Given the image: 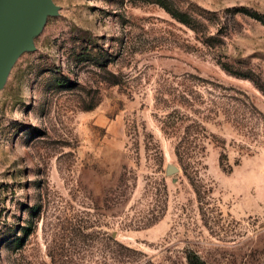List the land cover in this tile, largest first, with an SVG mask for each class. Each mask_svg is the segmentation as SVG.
Masks as SVG:
<instances>
[{
    "label": "rangeland",
    "instance_id": "obj_1",
    "mask_svg": "<svg viewBox=\"0 0 264 264\" xmlns=\"http://www.w3.org/2000/svg\"><path fill=\"white\" fill-rule=\"evenodd\" d=\"M52 2L0 88V264H264V0Z\"/></svg>",
    "mask_w": 264,
    "mask_h": 264
},
{
    "label": "water",
    "instance_id": "obj_2",
    "mask_svg": "<svg viewBox=\"0 0 264 264\" xmlns=\"http://www.w3.org/2000/svg\"><path fill=\"white\" fill-rule=\"evenodd\" d=\"M56 11L52 0H0V88L15 60L34 50V38ZM174 172L172 166L166 170Z\"/></svg>",
    "mask_w": 264,
    "mask_h": 264
},
{
    "label": "trees",
    "instance_id": "obj_3",
    "mask_svg": "<svg viewBox=\"0 0 264 264\" xmlns=\"http://www.w3.org/2000/svg\"><path fill=\"white\" fill-rule=\"evenodd\" d=\"M168 11H170V10H168ZM171 15L175 19L182 21L183 23H187L186 20H184L182 18V16H180V14H178V12H172L171 11ZM187 261H188V264H206L195 252H192V251H190L187 254Z\"/></svg>",
    "mask_w": 264,
    "mask_h": 264
}]
</instances>
